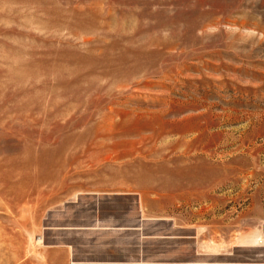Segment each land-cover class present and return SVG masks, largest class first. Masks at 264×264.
I'll return each instance as SVG.
<instances>
[{"label":"rangeland","instance_id":"obj_1","mask_svg":"<svg viewBox=\"0 0 264 264\" xmlns=\"http://www.w3.org/2000/svg\"><path fill=\"white\" fill-rule=\"evenodd\" d=\"M0 264H264V0H0Z\"/></svg>","mask_w":264,"mask_h":264},{"label":"bare ground","instance_id":"obj_2","mask_svg":"<svg viewBox=\"0 0 264 264\" xmlns=\"http://www.w3.org/2000/svg\"><path fill=\"white\" fill-rule=\"evenodd\" d=\"M260 232L257 230L250 231L240 237V242L244 244L254 245L259 242Z\"/></svg>","mask_w":264,"mask_h":264}]
</instances>
